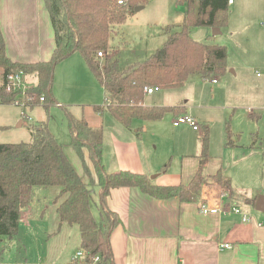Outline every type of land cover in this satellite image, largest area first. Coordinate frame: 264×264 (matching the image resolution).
<instances>
[{"label":"trees","instance_id":"obj_1","mask_svg":"<svg viewBox=\"0 0 264 264\" xmlns=\"http://www.w3.org/2000/svg\"><path fill=\"white\" fill-rule=\"evenodd\" d=\"M118 1L44 0L55 44L46 61L25 64L12 61L6 55L0 29V69L4 72L20 69L36 76L35 85L28 91L34 102L32 108L39 104L40 97L43 98L40 105L46 111L51 105L58 104L52 93L54 68L74 52L84 58L103 88L104 103L93 105V109H106L125 126H129L134 119H159L166 112L175 110L176 106H144L142 101L146 87L177 88L194 74L204 79L224 75L227 47L196 40L190 35V30L196 26L223 27L227 23V0H177L179 5L186 6L181 23L167 25L164 30L167 37L163 44L143 60L123 69L117 60L109 58L114 27L124 23L134 13L135 6H144L148 0ZM100 50L105 55L103 61L96 57ZM11 97L0 88V99L5 102L3 104H8ZM60 106L66 114L69 144L85 167L88 179H82L66 157L63 145L42 121L30 126V141L0 143V237L14 238L17 235L20 211L30 201L32 188L36 185L59 188L54 200L56 213L60 223L77 225L80 247L84 252L79 261L83 264H91L96 256L99 258L96 264H113L109 233L119 219L106 205L112 188L136 186L157 198L197 201L204 182L211 181L228 198L241 199L225 181L221 170L204 176L209 160L207 129L200 138L198 169L189 183L157 185L146 174L128 170L105 171L101 126H91L84 117L72 115L68 106ZM230 133L228 128V146L232 145ZM84 152L94 170V177L85 162ZM167 165L164 164L160 172L165 171ZM95 186L99 188L101 214L108 224L106 231L100 227L90 206ZM255 199L252 201L255 202Z\"/></svg>","mask_w":264,"mask_h":264},{"label":"crops","instance_id":"obj_2","mask_svg":"<svg viewBox=\"0 0 264 264\" xmlns=\"http://www.w3.org/2000/svg\"><path fill=\"white\" fill-rule=\"evenodd\" d=\"M234 3L235 1L233 0V3L230 5ZM135 12L136 11H134V13ZM133 14L128 17L133 16ZM0 29L5 43L6 55L12 61L25 64L46 61L50 58L55 45L54 33L44 0H0ZM211 34L212 33L209 35ZM234 37V44L238 45L236 42L238 39H236L235 33ZM214 41L213 38V42ZM214 43L225 45L223 43ZM112 49H114L116 53L115 47ZM70 56L68 58H70ZM112 58L110 60H117L119 66L122 69L125 68V66H121L116 57ZM228 59L229 54H227L225 75L222 77L227 79V74L229 73L234 75L239 74L240 77H242L243 67L239 65V62L232 61L228 63ZM80 64L82 67L81 69H67V73L62 76V84L67 87L68 93L80 97L78 98L80 99L79 101H82L83 98L81 95L84 92V102H75L76 104L73 105L69 104L70 108L75 107L83 113L84 109L81 108V103H84V106L86 104H92L87 103L89 101L85 93V86L88 88L87 83L89 80L96 82V78L94 77V79H92L90 77L89 68L85 67L87 65L83 57L80 59ZM228 69L230 70L229 73ZM33 75L34 81H36V76L35 74ZM218 77L219 76H213L204 79L199 75H191L181 86L183 87L188 83L184 91L177 93L178 98H173L172 95L168 93V101L164 102L163 100L150 99L149 96L151 97L155 92L165 89L159 88L151 93L145 92L142 103L144 106H176L175 110L169 112L171 118L184 114L191 115L198 125L200 123L206 124L204 125V131L207 129L208 133L207 122L209 118L213 116L218 117L219 108L231 111L232 113H234L238 107L243 108V105L234 102L236 101L235 98L223 97L221 104L213 103V97L222 94ZM208 80L212 85H216L213 90L212 85L210 86L211 98L206 96L203 97V86H201L203 82ZM98 88L99 90L102 88L100 83ZM56 92L59 94L65 93L60 92L59 89ZM165 95L166 94H164V97ZM176 100L179 101V103L176 102L174 104ZM56 103H59L57 99ZM40 107L42 106L40 105ZM250 111L251 110L246 107L242 109V112L246 114L250 113ZM104 112L111 116L106 109L95 111L99 116H102ZM250 117L255 118V114H250ZM113 119L116 120L115 118ZM156 121L160 120L134 119L129 126H125L120 121L116 120L119 127H115V129L111 130L108 137H104L102 142V162L105 171L117 172L120 170H128L146 174L149 177L150 175L156 174V177L152 180L157 185H185L189 183L198 169V155L200 151V138L202 135L196 138L183 134V132L190 130L197 131L199 128L194 130L187 124L174 126L173 123H171L170 137L172 144L168 147L163 146L162 149L157 152L158 142L156 137L162 132V128L160 123ZM22 122L23 121L20 120L18 125H21ZM87 122L91 126L101 125L98 121L90 122L87 120ZM6 125L5 122H0V127ZM231 132L234 134L232 130ZM154 142L156 146L152 148V143ZM235 145L237 144L232 138V145L229 146ZM251 146L253 145L251 144ZM170 159V166L167 167L165 171L160 172L159 169ZM207 164V167L204 169V176L206 177L222 168L220 159H218L217 162L211 159ZM223 175L230 187L237 195H240L237 190L231 186L229 176L226 174ZM94 188L98 194L99 188L97 186ZM260 191L263 190H259L256 195H259ZM239 197H241V199L228 198L227 195L221 193L217 185L211 181L204 182L200 197L197 201H180L177 198H157L148 195L136 186L112 188L107 197L106 205L110 210L115 212L119 219L118 223L109 233L113 258L112 263L264 264V216L241 208L243 211L250 214V219L244 222L238 213L232 211L233 207L240 208L238 204L240 200L254 206L252 200L258 196L252 199L243 195ZM205 206L219 207L221 210L218 213H203L201 207ZM54 208L56 212L55 203ZM98 215L97 217L99 220L97 218L96 220L102 230L106 231L108 224L104 216H102L100 209L98 210ZM30 216L31 214L27 209L20 211L19 225L21 223L29 224ZM62 225L63 222L60 223L58 218V230ZM69 225L70 224L67 226ZM49 237L50 236L47 238ZM0 240L1 260V256L5 253L6 246H2V242H4L3 236L0 237ZM77 243L80 244V235L77 237ZM80 250L81 247L79 251ZM36 251L41 256L49 258L42 247L38 248ZM76 253H73L69 260L57 264L71 263ZM0 264L5 263L0 261ZM14 264L32 263L15 262Z\"/></svg>","mask_w":264,"mask_h":264},{"label":"rangeland","instance_id":"obj_3","mask_svg":"<svg viewBox=\"0 0 264 264\" xmlns=\"http://www.w3.org/2000/svg\"><path fill=\"white\" fill-rule=\"evenodd\" d=\"M234 1L233 5L228 6L227 23L219 28V34L213 37L212 34L209 35L211 28L209 30L207 26H196L191 28L190 35L202 42L212 43L214 38V42L225 44L229 54L228 63L232 61L239 62V65L243 67L242 77L239 74H230L229 69L227 79L222 76L218 77L222 94L214 96L213 103L221 104L223 97L235 98L236 101L234 102L251 111L246 114L242 112L243 108L238 107L232 113L219 108L218 117L213 116L207 122L208 154L209 161L211 159L215 162L218 159L221 160V170L223 174L229 176L231 186L240 195L252 199L255 196L264 195V82L255 73V69L264 65V0ZM195 4L197 5V1H195ZM185 8L186 6L179 5L177 0H148L141 10L136 11L133 16L127 17L128 19L124 23L114 28L115 30L110 39V49L115 47L116 53L114 49L109 50L110 59L116 57L121 66L125 67L135 63V61L143 60L163 44L166 38L164 30L167 24L181 23ZM234 33L236 39H238L236 41L238 45L234 44ZM68 57L65 58L66 60L58 62L54 68L52 93L59 103L51 105L48 111L38 104L35 106L39 107L34 106L32 109H25L27 118L22 117V108L11 104H0V122L7 124L0 127V143L30 141V126L42 121L47 124L55 139L63 145L66 157L82 179L87 180V171L73 147L69 144L70 133L67 127L66 114L60 105L68 106L72 115L77 118L84 117L90 122L98 121L103 131V139L108 137L111 130L119 126L108 113L104 112L102 116H99L93 109V104H103V90L102 88L99 90L97 80L96 82L89 80L87 83L88 88L84 85L89 101L87 103L92 104L84 106V103H81V108L84 109L83 113L75 107H69V104L84 102V92L81 95L82 101H79L78 98L80 97L68 93L67 87L62 84V76L67 73L68 68L69 70L71 68H82L80 66L82 57L78 52L72 54L70 58ZM103 58L104 56L100 58L101 61H103ZM85 67L87 68L88 65ZM88 71L90 77L94 79L90 69ZM27 78L29 81L35 82L33 73H29ZM187 85L188 83L175 89H161L149 98L165 102L169 100L168 93L173 98H178L177 93L184 91ZM211 85L209 80L203 82L201 85L203 86V97L211 98ZM214 87L216 85H212V90ZM58 89L60 92L65 93L59 94L56 92ZM164 94H166L165 97ZM177 100L174 104L179 103ZM170 111L159 119H150L160 120L156 122H159L162 128V132L156 137L158 142L157 152L163 146L168 147L172 144L170 125L176 116L171 118ZM250 114H255V118L250 117ZM20 120L23 122L18 125ZM204 125L206 124L200 123L197 131L190 130L183 132V134L197 138V136L204 133ZM228 128L230 132L231 130L234 132V134L232 132L230 134L237 144L235 146L226 145ZM153 146H156L155 142L152 143V148ZM87 158V153L84 152L85 162L94 177V170ZM170 163L171 159L167 160V167L170 166ZM58 190L57 186L44 187L36 185L32 188L30 201L22 208V210L27 209L30 212V223H21L18 227V234L14 238L3 236L2 246L5 245L6 248L5 253L1 256L0 261L2 263L57 264L69 260L73 253L79 251L77 225L67 226L68 223L63 222L62 227L58 230V216L54 208V200L57 197ZM259 190L263 191L256 195ZM238 204L240 209L253 211L264 216V212L255 210L253 205L247 204L243 200H240ZM90 206L95 218L99 220L97 216H99L98 210L100 207L95 188L92 191ZM48 236L50 237L47 238ZM40 247L49 258L41 256L36 251Z\"/></svg>","mask_w":264,"mask_h":264},{"label":"built area","instance_id":"obj_4","mask_svg":"<svg viewBox=\"0 0 264 264\" xmlns=\"http://www.w3.org/2000/svg\"><path fill=\"white\" fill-rule=\"evenodd\" d=\"M119 3H122L121 0L118 1ZM233 3V0H227V4L230 5ZM105 56L103 51H97L96 57L101 58ZM256 75L258 77H261L264 80V65L255 71ZM29 73L23 71V70H12L9 72H4L3 69H0V88L5 92L10 94L11 100L8 102V104L16 105L20 108H22L21 113L22 117H27L25 113V109H31L34 105L33 98L31 95H29V89L35 85V82H31L28 80L27 76ZM159 88L157 86H151L146 87L145 92L151 93L153 91L158 90ZM43 98H39V105L42 103ZM5 103L2 102L0 99V104ZM38 105V104H35ZM28 118V117H27ZM173 125L177 126L180 124H187L194 130H197L199 128L198 123L191 115H179L174 118ZM221 209L219 207H201V211L203 213H218ZM232 211L235 213H238L241 216L242 221L247 222L250 219V214L246 211H243L239 207H233ZM227 246V245H225ZM84 256V252L82 250L78 251L72 262L69 264H83L80 263V259ZM99 260L98 256H96L91 264H96ZM111 264V263H107Z\"/></svg>","mask_w":264,"mask_h":264},{"label":"water","instance_id":"obj_5","mask_svg":"<svg viewBox=\"0 0 264 264\" xmlns=\"http://www.w3.org/2000/svg\"><path fill=\"white\" fill-rule=\"evenodd\" d=\"M144 6L143 5H138L134 7V11H138L142 9ZM211 33L213 36L217 35L220 33V29L218 27H212L211 28ZM156 177V174L150 175V178L153 179ZM254 208L257 211L264 212V195L258 196L254 202Z\"/></svg>","mask_w":264,"mask_h":264}]
</instances>
